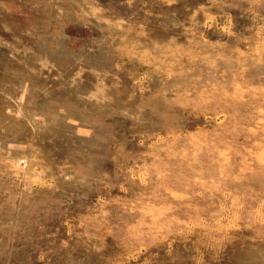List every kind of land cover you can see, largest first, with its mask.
Here are the masks:
<instances>
[{
    "label": "rangeland",
    "instance_id": "1",
    "mask_svg": "<svg viewBox=\"0 0 264 264\" xmlns=\"http://www.w3.org/2000/svg\"><path fill=\"white\" fill-rule=\"evenodd\" d=\"M0 264H264V0H0Z\"/></svg>",
    "mask_w": 264,
    "mask_h": 264
}]
</instances>
